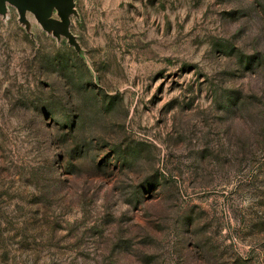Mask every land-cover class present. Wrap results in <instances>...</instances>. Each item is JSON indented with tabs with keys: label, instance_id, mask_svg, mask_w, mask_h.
Instances as JSON below:
<instances>
[{
	"label": "rangeland",
	"instance_id": "obj_1",
	"mask_svg": "<svg viewBox=\"0 0 264 264\" xmlns=\"http://www.w3.org/2000/svg\"><path fill=\"white\" fill-rule=\"evenodd\" d=\"M74 3L0 15V264H264V0Z\"/></svg>",
	"mask_w": 264,
	"mask_h": 264
},
{
	"label": "water",
	"instance_id": "obj_2",
	"mask_svg": "<svg viewBox=\"0 0 264 264\" xmlns=\"http://www.w3.org/2000/svg\"><path fill=\"white\" fill-rule=\"evenodd\" d=\"M8 4L17 9L18 20L26 31H30L26 17L30 12L45 32L58 40L62 36L67 38L68 43L79 51L78 43L69 30L71 15L76 14L74 0H0V15H6Z\"/></svg>",
	"mask_w": 264,
	"mask_h": 264
}]
</instances>
